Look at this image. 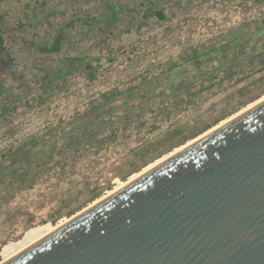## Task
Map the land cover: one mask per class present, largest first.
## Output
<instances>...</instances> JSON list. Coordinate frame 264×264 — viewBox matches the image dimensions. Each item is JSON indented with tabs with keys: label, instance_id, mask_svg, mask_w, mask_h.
<instances>
[{
	"label": "rangeland",
	"instance_id": "374dc122",
	"mask_svg": "<svg viewBox=\"0 0 264 264\" xmlns=\"http://www.w3.org/2000/svg\"><path fill=\"white\" fill-rule=\"evenodd\" d=\"M0 3V154L32 138L27 157L0 169V253L119 188L193 128L264 94V0ZM107 6L121 7L117 21L83 24ZM55 38L58 52L37 50ZM79 60L99 67L94 81ZM69 66L64 77L51 71Z\"/></svg>",
	"mask_w": 264,
	"mask_h": 264
},
{
	"label": "water",
	"instance_id": "95a60500",
	"mask_svg": "<svg viewBox=\"0 0 264 264\" xmlns=\"http://www.w3.org/2000/svg\"><path fill=\"white\" fill-rule=\"evenodd\" d=\"M1 264H264V99Z\"/></svg>",
	"mask_w": 264,
	"mask_h": 264
},
{
	"label": "trees",
	"instance_id": "16d2710c",
	"mask_svg": "<svg viewBox=\"0 0 264 264\" xmlns=\"http://www.w3.org/2000/svg\"><path fill=\"white\" fill-rule=\"evenodd\" d=\"M121 7L120 6H107L104 10V13L102 16L100 17H91L88 18V20H84V25H98L99 27L101 25H107L108 24H113L114 21H117V19L120 17L121 14ZM154 17L158 20L161 21L164 16L163 13L158 11V12H154ZM1 32V30H0ZM61 33V32H60ZM1 34V33H0ZM238 34H235V39H236V45H240V39H239ZM0 48L3 49V39L0 35ZM257 49V46H253L252 47V52H254ZM38 51L42 52V53H56L59 51V41L58 38H55L53 41L48 42L47 44H45L42 47L37 48ZM196 54V53H195ZM231 54L226 51L223 50L222 53V57H223V62L224 63H231L232 60L230 59H234V57L230 56ZM260 55H263L262 53H260ZM196 56V55H195ZM194 56V57H195ZM193 57V56H192ZM191 57V58H192ZM256 57V56H255ZM257 58V57H256ZM80 62H82L83 60H79ZM84 66H83V70L86 72V78L89 81H94L95 77H96V72L98 71L99 67L97 66H93V64H91L88 60H84ZM99 64V63H98ZM11 66V64H7V68H9ZM72 69V66L69 67H61V68H56L51 70L57 77H64L67 73L70 72V70ZM176 69V67L174 65H171L168 68V71H172ZM137 86H133L132 88L128 89V93H131L133 91H136ZM47 90V89H46ZM264 94L262 95H256L254 97H251L249 99V101L243 103L240 105V107H235L233 109H231L228 113H226L224 116H220L216 119H214L212 122L204 124L200 127H196L195 129L193 128V130H191L189 132V134H187L185 137H182V139L180 141H177L176 143H173L172 145H170L167 149L163 150L157 157H154L152 159H150L148 162L144 163L142 166H140L137 170L135 171H131L127 176L124 177V181L129 180V178H132L133 176L136 175V172L140 173V171L143 168H148L149 165H153L155 164L157 161L156 160H161L162 157L165 155L167 156L169 153L174 152L175 150H177L178 148L182 147L183 145H185L186 143H188L189 141L197 138L198 136H200L201 134L205 133L206 131H208L209 129L213 128L214 126H216L217 124L221 123L222 121L226 120L227 118H229L230 116L234 115L237 111L241 110L242 108L248 106L249 104H251L252 102L258 100L259 98H261ZM115 95H113L112 97H114ZM105 97V96H103ZM111 99V98H110ZM97 107H99V104L97 103H93L92 106L90 108H88V113L91 114H96V109ZM19 106H13L12 109L10 111H12V113H16V111H18ZM9 109H5L3 112V116H5L7 113L9 115L10 114ZM7 116V115H6ZM31 137H28L25 140H20L18 143L10 146L5 152H2L0 154V166H1V170H4L5 168L7 169V165L8 164H14L15 163V158L16 159H20L21 157H27V155L30 153V150L32 148L31 146ZM16 156L20 157L17 158ZM14 157V158H13ZM163 157V158H164ZM156 161V162H155ZM145 168V169H146ZM142 172V171H141ZM137 173V174H138ZM102 195H98L96 196L95 199L99 198ZM93 199V200H95ZM73 213H71L69 216H72ZM31 230H29L27 233H29ZM26 233V234H27ZM25 234V235H26ZM1 253L3 254V252L1 251ZM0 253V260L2 259V254Z\"/></svg>",
	"mask_w": 264,
	"mask_h": 264
},
{
	"label": "bare ground",
	"instance_id": "6f19581e",
	"mask_svg": "<svg viewBox=\"0 0 264 264\" xmlns=\"http://www.w3.org/2000/svg\"><path fill=\"white\" fill-rule=\"evenodd\" d=\"M264 99V95L259 98L258 100L252 102L251 104H249L248 106L242 108L241 110L237 111L234 115L230 116L229 118H227L226 120L222 121L221 123L217 124L216 126H214L213 128L209 129L208 131H206L205 133L201 134L200 136H198L197 138L189 141L188 143H186L185 145H183L182 147L178 148L177 150H175L172 153H169L167 156H165L164 158H162L161 160L157 161L155 164L150 165L148 168L144 169L142 172H140L139 174L133 176L132 178H130L129 180H127V182H122L120 183V187L119 188H115L113 191L109 192L106 196L100 198L99 200L94 201L92 204H90L89 206H93L94 204L100 202L101 200H103L104 198H106L107 196H110L111 194H113L114 192L120 190L121 188L125 187L127 184H129L130 182L134 181L135 179H137L138 177L142 176L143 174H145L146 172H148L149 170H151L152 168L156 167L157 165L161 164L163 161H165L166 159L170 158L171 156L175 155L176 153H178L179 151H181L182 149L186 148L187 146H189L190 144L194 143L195 141L199 140L200 138L204 137L205 135L209 134L210 132L214 131L215 129L219 128L220 126L224 125L225 123L229 122L230 120L234 119L235 117H237L238 115H240L241 113H243L244 111H246L247 109H249L250 107L254 106L255 104H257L258 102L262 101ZM73 216H71L70 218H73ZM70 218H68L67 220H65L63 223L57 225L55 228H51L48 229L47 231H45L44 233H40L38 235H34L32 236L27 243L25 244V246H22L20 249L17 250H7L3 253V258L0 260V264L3 263L4 261L8 260L9 258H11L12 256H14L15 254H17L18 252L22 251L23 249H25L26 247H28L29 245L35 243L36 241H38L39 239H41L42 237L48 235L49 233H51L52 231H54L55 229H57L58 227L62 226L63 224L67 223Z\"/></svg>",
	"mask_w": 264,
	"mask_h": 264
},
{
	"label": "crops",
	"instance_id": "0c3cea01",
	"mask_svg": "<svg viewBox=\"0 0 264 264\" xmlns=\"http://www.w3.org/2000/svg\"><path fill=\"white\" fill-rule=\"evenodd\" d=\"M0 5H2V3H0Z\"/></svg>",
	"mask_w": 264,
	"mask_h": 264
}]
</instances>
